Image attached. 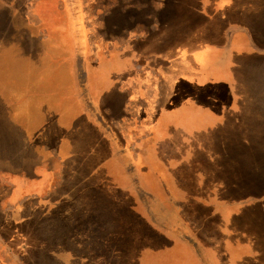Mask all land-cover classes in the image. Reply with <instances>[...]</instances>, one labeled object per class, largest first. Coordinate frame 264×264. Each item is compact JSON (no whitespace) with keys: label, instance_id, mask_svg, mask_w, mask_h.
<instances>
[{"label":"rangeland","instance_id":"rangeland-1","mask_svg":"<svg viewBox=\"0 0 264 264\" xmlns=\"http://www.w3.org/2000/svg\"><path fill=\"white\" fill-rule=\"evenodd\" d=\"M203 1L0 0L1 126L6 102L40 104L38 72L48 83L76 68L74 20L90 28L94 63L79 112L50 128L70 154L62 172L30 179L33 154H10L20 133L0 137V264H264V55L242 43L216 85L205 81L222 35L197 14ZM233 3L263 48L264 0ZM117 154L146 166L127 178ZM17 177L40 197L14 206Z\"/></svg>","mask_w":264,"mask_h":264},{"label":"crops","instance_id":"crops-1","mask_svg":"<svg viewBox=\"0 0 264 264\" xmlns=\"http://www.w3.org/2000/svg\"><path fill=\"white\" fill-rule=\"evenodd\" d=\"M202 6V13H197L198 15H200L201 20H203L207 25H210L213 28L217 27L220 35H222V40L211 46V49L214 48L215 54H213L211 60H209L208 65L206 64L205 66H203V68H200L201 74L204 76V80L210 81L211 83L216 85V77L223 75L221 74V70H224V72H228V69H230L228 65L231 62H233L234 64L237 62V59H234V57H237V54L234 53L238 46H241V44L243 43L245 46V50H249L251 53L263 55L264 47H259L253 40V36H257L258 33L256 31L257 26L255 25L254 19L243 14L242 18L234 17L233 0H204ZM74 22L75 28H69V34L71 36L72 42L74 41V45H78V47H75L73 50L74 55L71 62L72 65L74 57H76V59L77 57L80 58L76 68L70 69V66L66 68L61 65L62 69H58V71H60L59 75L57 76L56 74H54L55 76L48 83H43V81L41 80V75L38 72L36 74V79L38 80L36 89L38 93L36 94H38L41 98L40 104L30 105L28 98L24 97L23 95L21 97V102H6V106H9L10 110L12 111L10 115L12 117L5 121V124H3L2 126L0 125V137H3V142H10L7 140L6 135L12 134L13 130H15L16 133H20L17 135L20 136L21 146L15 152L10 154H33L30 156L32 158V163L30 164L29 168L27 170L25 168L21 169L27 171L28 173L30 172L29 174L34 173L30 179L35 180L39 179V176L36 172L37 170H40L42 172L41 179L43 184L47 182H45L46 177L48 176L47 173L50 175V173L52 172L53 174L55 170L61 172L63 171L64 166H66V162L68 161L66 159H68L70 156V154H66L65 151L61 150L57 146L56 138H54L53 134L54 131H50V128L52 126L56 127L58 123L60 124V122L68 124V122L64 120L65 115L67 114V112H71L75 109L77 110L76 100H78V98L79 100H81L82 97L86 95V90L88 91L90 89L86 81V78H89L90 73H92L91 67L94 65V63L89 60V55L92 48L90 37L88 35V29L90 28L85 22V19L83 20V22H81V20L79 22L74 20ZM212 30L213 29H211V31ZM239 33L240 37H237ZM257 38H259V36ZM259 41L264 45L263 38L259 39ZM77 50L80 51V54L77 52ZM207 51H210V48H208ZM178 59H183V57H168L166 61L170 63V65L172 60L181 63L178 61ZM80 61H82L83 63L81 64ZM89 62L92 63L90 64ZM120 62L121 60H117L116 64L117 66H119V69L122 72L125 70V68L118 64ZM223 65H226L224 69L222 68ZM231 71L232 69L229 70L230 73ZM23 82L24 84L26 83L25 79L23 80ZM77 85L80 86L79 91L77 90L76 94H72V90L75 89ZM142 91L143 90L140 87L137 99L142 98ZM33 93L34 92H30V94ZM262 95H264V92H262ZM20 104H23V106H20ZM262 107L264 108L263 104ZM77 111L79 112V110ZM170 115L179 117V114L176 112ZM124 122L125 121L120 123V127L126 126V123ZM62 144L64 147L65 143L62 142ZM114 156H116V158H118L119 161L124 164L125 176L127 178H130L128 170L131 169L130 166L132 164L138 165V167L142 169H144L146 166V161H139L134 154H117ZM48 159L58 161L59 163L58 166L55 163L54 164L56 166L52 164V169L46 168V171L44 172L41 168L44 167V160ZM145 159H150V155H147ZM252 161L254 160L252 159ZM33 163L36 164L34 169L32 167ZM5 170L13 171V169L9 168ZM143 176L144 175L142 174V172L139 171L137 176H132L131 179H140L143 178ZM23 184L24 180L17 177L15 186L13 187V189H11L12 199L10 202L13 203L14 206L17 205V198L25 199L27 197L29 198V196L31 195L35 196L36 198L40 197V195H37L36 191L26 192L25 194H23ZM30 184L33 183L29 181L27 185ZM6 203L7 202L5 201H1L2 206H4V204ZM22 207L19 206V208Z\"/></svg>","mask_w":264,"mask_h":264}]
</instances>
